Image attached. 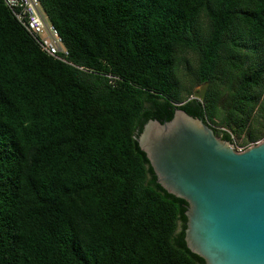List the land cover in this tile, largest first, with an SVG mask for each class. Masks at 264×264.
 Wrapping results in <instances>:
<instances>
[{
	"label": "trees",
	"instance_id": "obj_1",
	"mask_svg": "<svg viewBox=\"0 0 264 264\" xmlns=\"http://www.w3.org/2000/svg\"><path fill=\"white\" fill-rule=\"evenodd\" d=\"M39 6L65 61L0 0V264H192L169 240L185 201L146 182L136 135L177 106L264 136V0Z\"/></svg>",
	"mask_w": 264,
	"mask_h": 264
},
{
	"label": "water",
	"instance_id": "obj_2",
	"mask_svg": "<svg viewBox=\"0 0 264 264\" xmlns=\"http://www.w3.org/2000/svg\"><path fill=\"white\" fill-rule=\"evenodd\" d=\"M206 82L192 90L201 98ZM146 182L185 201L169 240L192 264H264V138L241 150L175 106L136 135Z\"/></svg>",
	"mask_w": 264,
	"mask_h": 264
},
{
	"label": "built area",
	"instance_id": "obj_3",
	"mask_svg": "<svg viewBox=\"0 0 264 264\" xmlns=\"http://www.w3.org/2000/svg\"><path fill=\"white\" fill-rule=\"evenodd\" d=\"M2 1L11 9L15 18L35 38L43 51L58 59L66 60L67 49L63 46L56 28L42 12L39 0ZM246 146L232 147L236 150H241Z\"/></svg>",
	"mask_w": 264,
	"mask_h": 264
},
{
	"label": "rangeland",
	"instance_id": "obj_4",
	"mask_svg": "<svg viewBox=\"0 0 264 264\" xmlns=\"http://www.w3.org/2000/svg\"><path fill=\"white\" fill-rule=\"evenodd\" d=\"M198 86H199V85H196V86H194V88H197ZM232 137H233V139H232V141H231V144H232L233 147H242V146H246V145H248V144H250V143H253V142H255V141H258V140L264 138V136H263V137H260L259 139L254 140V141H248L247 143H244V142L242 141L243 138H244V135H243V134H240L239 136H232Z\"/></svg>",
	"mask_w": 264,
	"mask_h": 264
},
{
	"label": "flooded vegetation",
	"instance_id": "obj_5",
	"mask_svg": "<svg viewBox=\"0 0 264 264\" xmlns=\"http://www.w3.org/2000/svg\"><path fill=\"white\" fill-rule=\"evenodd\" d=\"M199 85V84H198Z\"/></svg>",
	"mask_w": 264,
	"mask_h": 264
}]
</instances>
